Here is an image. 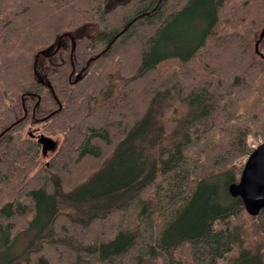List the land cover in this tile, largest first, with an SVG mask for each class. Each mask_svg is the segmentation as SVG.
I'll return each instance as SVG.
<instances>
[{
  "label": "trees",
  "instance_id": "obj_1",
  "mask_svg": "<svg viewBox=\"0 0 264 264\" xmlns=\"http://www.w3.org/2000/svg\"><path fill=\"white\" fill-rule=\"evenodd\" d=\"M196 5L197 42L155 56ZM263 31L264 0H0V230L36 229L5 264H264L232 189L264 141Z\"/></svg>",
  "mask_w": 264,
  "mask_h": 264
},
{
  "label": "rangeland",
  "instance_id": "obj_2",
  "mask_svg": "<svg viewBox=\"0 0 264 264\" xmlns=\"http://www.w3.org/2000/svg\"><path fill=\"white\" fill-rule=\"evenodd\" d=\"M204 10L202 5L190 6L173 18L162 30L155 45L154 55L159 57L166 53L176 55L187 53L190 47L197 42L201 31L205 27ZM42 127L41 124H30L27 130H30L29 134L33 132L37 139L42 134L38 133L41 132ZM35 232V228L27 230L19 233L13 240H9L0 230V264H5L10 259L18 256L34 237ZM253 243L258 245L261 253L264 254V235L257 242L253 240Z\"/></svg>",
  "mask_w": 264,
  "mask_h": 264
},
{
  "label": "water",
  "instance_id": "obj_3",
  "mask_svg": "<svg viewBox=\"0 0 264 264\" xmlns=\"http://www.w3.org/2000/svg\"><path fill=\"white\" fill-rule=\"evenodd\" d=\"M58 47L59 44H57L56 50ZM37 56L38 54L33 62L34 72L36 71ZM36 140L41 145L43 155L55 147L53 140L43 134H40ZM232 189L235 194L241 197L250 213H256L264 208V141L259 143L247 157L240 179Z\"/></svg>",
  "mask_w": 264,
  "mask_h": 264
}]
</instances>
